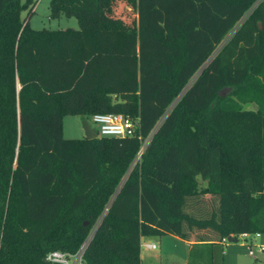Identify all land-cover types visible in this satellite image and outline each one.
<instances>
[{"label":"trees","instance_id":"trees-1","mask_svg":"<svg viewBox=\"0 0 264 264\" xmlns=\"http://www.w3.org/2000/svg\"><path fill=\"white\" fill-rule=\"evenodd\" d=\"M32 3L0 0V264L84 242L80 264H140L141 238L195 231L185 264H222L264 233V0H48L64 29L30 28ZM94 113L137 131L62 137Z\"/></svg>","mask_w":264,"mask_h":264},{"label":"rangeland","instance_id":"rangeland-1","mask_svg":"<svg viewBox=\"0 0 264 264\" xmlns=\"http://www.w3.org/2000/svg\"><path fill=\"white\" fill-rule=\"evenodd\" d=\"M31 13L26 17L28 20V24L30 28L33 29H62L65 27L77 28V23L75 18L73 17H64L60 16L57 18H50L48 16V0H33L31 4ZM27 10H22L20 12V17L24 18L26 16ZM246 108L254 109V104H246ZM85 120L87 123L93 127L94 125L91 123L90 119L87 117H81L78 115H64L61 119V134L63 138L66 139H80L83 138V130L81 127V122ZM148 141V140H147ZM146 141V143H147ZM145 143V144H146ZM144 142L141 143L143 148ZM140 155V154H139ZM137 156V158L139 157ZM203 185V183H201ZM190 206L192 209L189 211L195 215L200 216L201 211L207 216L208 212L214 207L215 200L210 198L208 195L201 196V201L198 202V205ZM199 208L200 210H197ZM202 232H192L189 236L193 239L195 237H200ZM149 241H152L156 248L154 252L159 253L163 258H168V261L176 262L181 259L182 256L186 254V248L183 244V241L180 239H174L169 234H162L160 236L150 237ZM243 243L242 239L238 238V240L234 243H227L225 247H223L224 255L222 264H264V251L262 253L254 252L253 256H249L247 253V249ZM256 243L264 245V233H259V237L255 239ZM182 257V258H183ZM69 263H72V258L69 259Z\"/></svg>","mask_w":264,"mask_h":264},{"label":"built area","instance_id":"built-area-1","mask_svg":"<svg viewBox=\"0 0 264 264\" xmlns=\"http://www.w3.org/2000/svg\"><path fill=\"white\" fill-rule=\"evenodd\" d=\"M89 119L94 125L93 128L95 130L96 136L99 137L133 136L138 128L136 119H130L120 113H94L90 115ZM147 140L148 137L142 141L144 142L143 148ZM143 148L140 146L137 156L141 153ZM258 236V233L243 232L236 236V240L238 238L242 239L243 245H245L248 255L253 256L254 252L261 253L264 251V245L255 242V239ZM223 241L226 242V240ZM227 241L229 240L227 239ZM85 244L86 242H84L73 255H68L59 250L49 251L45 256V260L57 264H70L69 259L72 258L71 264H80V258ZM139 248L154 249L155 245L152 242L148 243L140 240Z\"/></svg>","mask_w":264,"mask_h":264},{"label":"crops","instance_id":"crops-1","mask_svg":"<svg viewBox=\"0 0 264 264\" xmlns=\"http://www.w3.org/2000/svg\"><path fill=\"white\" fill-rule=\"evenodd\" d=\"M66 28V27H65ZM72 28V27H71ZM64 29V28H62ZM170 235V234H169ZM171 237H173L174 239H180L178 238L177 236H173V235H170ZM259 237V236H258ZM257 237V238H258ZM148 238L150 237H143L141 238V241H144V242H152V241H149ZM206 239V238H204ZM181 241H183V244L185 245V248H186V254L184 255V257L182 258H179L181 260L176 261V262H173V261H168L167 259L168 258H163L159 253L157 252H154V249H144V248H140V251H139V259H140V264H185L186 262V259H187V253H188V250L191 246V244L193 243H197V241H195L192 237L189 238V240H182L180 239ZM238 240V239H237ZM236 240V241H237ZM235 241V242H236ZM199 242V241H198ZM201 242H205V241H201ZM153 243V242H152ZM221 245H222V248L225 247L227 245V243H234V242H231V241H221L220 242ZM240 244L243 245V243L241 242ZM155 245V244H154ZM224 251V249H223ZM263 252V251H262ZM261 252V253H262ZM224 255V253L222 254V256ZM223 257H222V262H223ZM224 264V263H223Z\"/></svg>","mask_w":264,"mask_h":264},{"label":"water","instance_id":"water-1","mask_svg":"<svg viewBox=\"0 0 264 264\" xmlns=\"http://www.w3.org/2000/svg\"><path fill=\"white\" fill-rule=\"evenodd\" d=\"M229 90H230L229 87L222 88L217 92V95L220 97H224L229 92ZM81 127L83 130V138L85 140L93 139L96 137L94 128L91 127V125L87 123V121L83 120L81 122Z\"/></svg>","mask_w":264,"mask_h":264}]
</instances>
